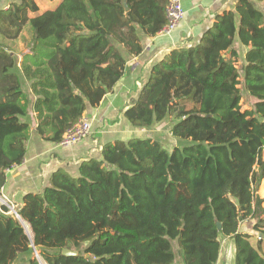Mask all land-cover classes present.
I'll return each mask as SVG.
<instances>
[{"label": "trees", "instance_id": "16d2710c", "mask_svg": "<svg viewBox=\"0 0 264 264\" xmlns=\"http://www.w3.org/2000/svg\"><path fill=\"white\" fill-rule=\"evenodd\" d=\"M126 5L62 0L34 17L33 0L0 9V190L30 135L10 43L21 39L32 51L21 74L35 98L34 130L59 144L114 90L126 61L141 54V38L166 25L168 0ZM240 89L250 109L241 110ZM120 119L143 134L107 135L75 173L57 168L39 192L21 195L15 210L34 249L20 220L0 207V264H40L35 255L45 264H216L221 239L233 242V264H264V199L256 195L264 179V0H237L196 44L163 56Z\"/></svg>", "mask_w": 264, "mask_h": 264}, {"label": "crops", "instance_id": "0c3cea01", "mask_svg": "<svg viewBox=\"0 0 264 264\" xmlns=\"http://www.w3.org/2000/svg\"><path fill=\"white\" fill-rule=\"evenodd\" d=\"M17 1L0 0V9L5 10L11 3ZM33 1L37 5L38 12L29 13V17H34L42 12L54 9L62 0ZM236 1L180 0L184 16L177 27L168 35L158 34L153 38H141L143 45L141 54L136 58H129L126 61L124 75L114 90L104 97L96 109L91 110L85 115L91 121L93 127L92 136L76 145L68 147L49 143L39 138L36 134L34 128L37 126L38 120L32 110V102L35 98L29 88V82L21 74V65L30 64L23 61V57L25 54L31 55L32 51L26 47L24 41L21 39L10 43L11 54L16 59L14 72L19 74L21 85L29 102L30 111L24 120L29 123L30 135L25 143L26 155L22 164L5 173L6 182L0 190V207L3 206L2 202H9L10 200L14 209L20 207L21 195L27 192H39L48 184L50 174L57 168H64L70 173H75L79 161L98 156L96 148L99 143L106 139L107 135H109L110 139H116L118 136L121 139H128L133 134H143L141 131L129 129L121 119L119 121L118 119L121 112L129 106L131 101L136 97L137 92L147 82L151 67L172 49L196 44L201 35L210 27L215 16L223 11L232 10ZM23 38L25 40L28 39L26 32L23 33ZM114 121H117V123H114ZM162 124H159L153 131L155 132L158 127L162 128ZM110 125L112 128H108ZM238 229L240 232L248 231L244 224L239 226ZM25 233L27 236L32 237L31 231L29 233L25 231ZM253 237L249 239L251 245ZM263 241L261 243L262 254ZM233 262L234 246L232 240L221 239L220 252L216 264H233Z\"/></svg>", "mask_w": 264, "mask_h": 264}, {"label": "built area", "instance_id": "2783aa9c", "mask_svg": "<svg viewBox=\"0 0 264 264\" xmlns=\"http://www.w3.org/2000/svg\"><path fill=\"white\" fill-rule=\"evenodd\" d=\"M184 16V11L182 10L180 0H168V5L166 7V25L159 32L160 35L170 34L182 20ZM92 130L91 121L86 117H82L75 125L66 131L63 135L60 146L68 147L78 144L79 142L86 139ZM3 206L8 208L7 214L14 215L18 217L17 211L8 202H2ZM18 219V218H17ZM20 220V217H19Z\"/></svg>", "mask_w": 264, "mask_h": 264}, {"label": "rangeland", "instance_id": "374dc122", "mask_svg": "<svg viewBox=\"0 0 264 264\" xmlns=\"http://www.w3.org/2000/svg\"><path fill=\"white\" fill-rule=\"evenodd\" d=\"M238 67H240V62H239V64L237 65ZM239 88H241V87H239ZM241 90V95H242V98H241V110H247V109H250L251 107H252V98L250 99L248 96H246V93L244 92V90H242V89H240ZM242 91H243V94H242ZM167 124V123H166ZM164 126H166V125H164V123L162 124V127H164ZM161 129V127H158L156 130H155V133H161L162 131V129ZM93 131V127H92V130H91V132ZM161 131V132H160ZM160 139H161V141L163 142V145L165 146V147H167V148H171L172 147V144H169L168 143V135H167V133H164V134H162V135H160ZM172 139V138H171ZM175 141V142H174ZM172 142H174L175 144H173V146H177V145H181V146H183V145H187V144H189V141H182V140H176V139H172ZM262 159L264 160V151L262 152ZM256 195L259 197V198H261V199H264V179L262 180V182H261V184H260V186H259V188L257 189V191H256ZM1 198H3V197H1ZM10 200V199H9ZM11 201V200H10ZM9 201V202H10ZM10 204L13 206V204H12V202H10ZM263 207H264V203H263ZM24 226H25V229H26V232L27 233H29L30 231H27V228H28V225L26 224V223H24ZM247 227V229H249V226H246ZM29 229V228H28ZM32 238V237H31ZM257 237H256V235H255V237H253L252 239H251V243H252V246L253 247H256V245H257ZM263 239H264V237H263ZM263 244H264V241H263ZM173 250H174V252H176L177 251V247H176V245H175V243H173ZM262 254V253H261ZM262 256L264 257V245H263V254H262ZM38 257V256H37ZM38 260L40 261V263H42V264H44V262L38 257ZM177 264V263H176Z\"/></svg>", "mask_w": 264, "mask_h": 264}, {"label": "water", "instance_id": "95a60500", "mask_svg": "<svg viewBox=\"0 0 264 264\" xmlns=\"http://www.w3.org/2000/svg\"><path fill=\"white\" fill-rule=\"evenodd\" d=\"M121 5H122L123 8L125 9V11H127L126 0H121ZM17 215H18V213H17ZM17 218L19 219V215H18ZM20 223L22 224V226H23V228H24V231H25L24 223L21 222V220H20ZM216 225H217V229L220 230V224L217 223ZM25 234H26V233H25ZM27 237H28V238L30 239V241H31V247H32V249H34L33 244H32V238H31L30 236H27ZM34 253L36 254L35 251H34ZM61 254H62L63 256H76L78 253H77L76 251H71V250H69V249H64V250L61 252ZM35 256H36V258L38 259L37 255H35Z\"/></svg>", "mask_w": 264, "mask_h": 264}, {"label": "bare ground", "instance_id": "6f19581e", "mask_svg": "<svg viewBox=\"0 0 264 264\" xmlns=\"http://www.w3.org/2000/svg\"><path fill=\"white\" fill-rule=\"evenodd\" d=\"M25 231H26V229H25ZM27 231H29V229L27 228Z\"/></svg>", "mask_w": 264, "mask_h": 264}]
</instances>
